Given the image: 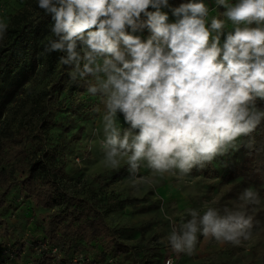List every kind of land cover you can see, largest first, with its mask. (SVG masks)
Masks as SVG:
<instances>
[{"label": "clouds", "instance_id": "1", "mask_svg": "<svg viewBox=\"0 0 264 264\" xmlns=\"http://www.w3.org/2000/svg\"><path fill=\"white\" fill-rule=\"evenodd\" d=\"M214 4L224 11L210 16L206 0L175 7L169 0H37L52 22L44 54L62 53L70 79L99 97L103 108L93 111L101 113L103 164L118 169L124 161L133 189L166 174L181 181L238 151L242 137L254 146L252 133L264 123L257 106L264 101V0ZM8 27L0 18V40ZM142 166L150 177L137 175ZM260 203L248 187L222 212L189 208L186 222L169 218L167 243L192 255L199 233L240 246L253 238L249 207Z\"/></svg>", "mask_w": 264, "mask_h": 264}, {"label": "rangeland", "instance_id": "2", "mask_svg": "<svg viewBox=\"0 0 264 264\" xmlns=\"http://www.w3.org/2000/svg\"><path fill=\"white\" fill-rule=\"evenodd\" d=\"M169 3L177 6L173 0ZM206 3L211 8L210 16L224 11L215 7L214 0H206ZM163 10L169 12V20L174 22L169 9ZM40 12L37 0H0V18H6L9 24L5 37L0 40V48H10L17 29L29 19L37 22ZM228 27L230 29L231 25ZM41 29L48 30L43 38L46 39L51 33L49 22L41 23ZM2 57L0 140L20 128L24 137L31 136L41 116L38 108L42 93L55 80L58 66L50 69L39 62L31 72L26 71L21 77L5 65L7 61L12 62L11 58L8 56L4 62ZM63 96L60 93L58 98ZM97 106L103 108L99 97L86 91L74 92L64 98V106L51 115L55 124L43 133L45 148L50 150L45 159L48 164L63 169L61 184L70 194L86 199L103 213L104 221L112 228L114 237L123 248L116 252L106 247L109 244L103 238L86 243L77 237L70 243L66 254L56 248L52 257L67 258L66 264H164L167 258H171L173 264H264V191L261 184L241 177L223 180L228 158L233 152L211 163L216 169L214 176H204L193 169L181 181L172 174H166L157 178L155 186L141 185L139 190L133 189L129 183L131 174L124 161L118 169L105 168L103 164L101 113L93 111ZM119 120L123 127H127L122 116ZM20 144L25 150L24 161L39 154L34 143L23 140ZM18 158L11 146L0 151L1 177L12 179L22 175L13 167ZM137 175L150 177L152 174L142 166ZM248 187L258 191L261 201L259 205L249 207V213L254 216L251 240L242 242L240 246L221 245L198 233L192 255L171 250L166 240L171 231L169 218L176 222L184 218L186 222L191 219L187 209L196 208L203 212L205 206L218 207L222 212L223 207H232L239 194ZM4 200L5 204L0 206V219L5 221L7 233L2 235L0 232V263L32 264L33 258L41 253L37 247L44 235L41 219L53 207L34 205L17 183L9 188Z\"/></svg>", "mask_w": 264, "mask_h": 264}, {"label": "trees", "instance_id": "3", "mask_svg": "<svg viewBox=\"0 0 264 264\" xmlns=\"http://www.w3.org/2000/svg\"><path fill=\"white\" fill-rule=\"evenodd\" d=\"M173 1L177 6L181 2H186V0ZM37 16L39 17L37 22L33 23V20L29 19L24 26L17 29L16 38L10 48H0V56L5 58H1V60L6 62L5 60L9 56L12 62L7 61L5 65L10 71L14 69L13 73L21 77L26 71L31 72L39 62L44 63L50 69L57 65L59 72L55 80L42 93L38 108L41 116L35 123V133L24 137L23 129L20 128L11 136L0 140V151L4 147L14 148L15 155L19 158L14 161L13 167H16L22 174L9 179L5 176L1 177L2 171H0V206L5 204L4 196L9 188L17 183L20 190L30 197L34 205L44 208L53 207L52 211L41 219L40 225L44 234L41 240L47 241L57 249L64 250L66 254L70 243L77 237L86 243L103 238L108 241L107 248L111 247L114 251L119 252L123 245L114 237L112 228L104 221L103 213L86 199L70 194L61 184L60 175L63 174V169L48 164L45 159L50 150L45 148L43 133L48 127L55 124L51 118L53 111L64 106L65 97L72 96L74 92L86 91V85L83 81L70 79L69 69L59 63V56L62 53L44 54V47L52 34L50 33L46 39H43L48 30L42 31L41 23L49 22L51 29L52 22L43 11ZM138 34H142L144 37L148 35L146 30ZM4 49L6 52H3ZM60 93H63L64 96L59 99ZM257 106L264 109V101L258 100ZM252 138L255 140L252 148L246 147L249 137L241 138L240 148L228 158L222 177L223 180L241 177L242 180L261 184L264 191V123L252 133ZM23 140L34 143L35 150H39V154L28 161L23 160L25 150L20 144ZM198 173H202L204 176H214L216 169L212 164H209ZM0 224H2L0 232L5 235L7 233L5 221L0 219ZM66 263L67 258L56 259L43 252L32 260V264Z\"/></svg>", "mask_w": 264, "mask_h": 264}, {"label": "built area", "instance_id": "4", "mask_svg": "<svg viewBox=\"0 0 264 264\" xmlns=\"http://www.w3.org/2000/svg\"><path fill=\"white\" fill-rule=\"evenodd\" d=\"M37 247H38V249H39L41 252H43V253H45L46 255H49V256L54 255L53 253H55V251H56V247H55V246H52V245L48 244V242H47V241H44V240H41V241L39 242V244H37ZM9 255L12 257L11 254H9ZM168 259H170V258H167V259L165 260V262H166ZM165 262H164V264H165ZM0 264H2V263H0Z\"/></svg>", "mask_w": 264, "mask_h": 264}]
</instances>
